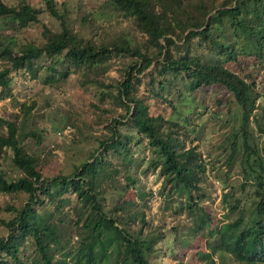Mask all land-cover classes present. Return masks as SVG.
<instances>
[{
    "label": "trees",
    "instance_id": "trees-1",
    "mask_svg": "<svg viewBox=\"0 0 264 264\" xmlns=\"http://www.w3.org/2000/svg\"><path fill=\"white\" fill-rule=\"evenodd\" d=\"M105 2L130 23L101 27L94 38L74 30L65 3L43 0L34 7L0 0V21L12 30L0 32L1 100L13 95V72L38 79L44 71L52 81L84 71L81 85L96 87L99 103L92 108L106 131L69 174L50 177L47 161L24 144L28 136L39 138L26 126L35 105H22L20 125L0 117V158H10L17 173L12 177L0 165V194L25 197L18 206L7 205L10 216L0 218L7 231L0 237V264H157L169 236L129 199L143 195L139 174L157 171L163 177L159 195L180 198L172 201L176 213L192 222L175 230L173 241L182 250L195 246L192 256L201 264H264V145L252 130L257 125L264 134V0ZM44 13L60 28L46 25ZM39 26L40 36H31ZM117 61L120 79H101ZM206 97L217 119L226 113L240 122L221 146L228 171L215 177L226 220L208 205L216 186L198 148L189 147L196 141L190 117L179 119V106L190 110ZM161 106L172 112L166 115ZM142 148L151 150V158L141 156ZM238 164L243 178L234 185L228 174ZM68 193L77 196L75 218H55L48 206H72L71 198L55 201ZM67 238L76 240L73 250L58 256Z\"/></svg>",
    "mask_w": 264,
    "mask_h": 264
},
{
    "label": "rangeland",
    "instance_id": "rangeland-1",
    "mask_svg": "<svg viewBox=\"0 0 264 264\" xmlns=\"http://www.w3.org/2000/svg\"><path fill=\"white\" fill-rule=\"evenodd\" d=\"M19 1L21 0H4V2L11 5L17 4ZM25 1L34 7H38L43 0ZM55 1L58 4H66L68 19L72 23L74 30L82 31L90 37L96 38L101 27L118 25V23H121L119 27H122L130 23L129 19L113 12L106 5L105 0ZM42 20L54 30L60 28L58 22L48 13L43 14ZM82 20L87 21L83 23ZM41 30L40 26L35 27L31 32V36L35 38L39 37ZM5 31L8 34H12V30L8 29L0 21V32ZM3 66L4 64L0 63V72L3 70ZM120 67L121 65L117 61L109 72L101 76V79L106 82H109L112 78L120 79ZM83 74L84 71H74L66 79L56 75L55 77L53 76L54 80L49 81L50 77L47 78L44 71L39 73L38 79H32L24 71L13 72L11 75L14 79L12 97L7 100H1L0 97V117L9 121H15L18 125H20L23 118L22 105H35L26 126L27 132L36 130L40 133L39 138L28 136L24 144L30 153L41 155L47 161V176L56 177L61 172L69 174L73 170L74 164L79 165L98 147L99 142L97 138H102L106 134L104 126L96 124L98 113L92 108V104L99 103V98L95 95L97 89L91 85H81ZM106 106L108 107V105ZM161 108V112L163 113L164 108L167 109L166 115L172 112L171 108L166 106H161ZM179 109L183 114L179 117L180 120L190 117L188 126L189 131H192L190 138L196 141L193 145L189 144V147L196 146L198 148L203 162L205 161V175L208 181L216 186V191L213 194L214 200L208 203V205L211 206L210 209L215 212L220 220H226L227 211L225 205L222 203V189L215 177L223 176L219 174L220 171H228L226 165L228 153L221 152V146L226 142L232 126L238 129L240 122L238 120L233 121L232 115L227 116L226 113L223 117L217 119L214 113V106L208 97L203 102L197 101V103H193L190 106V110H187L184 105L179 106ZM237 111L234 112L233 116L239 119ZM225 119L231 120L228 126L224 125ZM260 121L264 126V118ZM193 130H196V132H193ZM252 130L258 142L264 145V134L260 132V128L255 125ZM145 145L146 142H144ZM262 152L264 155V151ZM141 156L146 157L148 160L151 158L152 152L150 149L142 148ZM147 160L143 164L145 167L147 166ZM214 164L217 169H213L212 165ZM0 165L10 176L15 177L17 175L10 158H0ZM240 172L241 168L238 164L228 174L230 182L234 185H240L242 182L243 177ZM139 175V186L143 195L139 196V193H134L129 199L136 209L146 214L149 222L153 223L154 226H160L167 236H169L170 247L164 246L161 243L160 247L163 251L155 257L154 262L157 264H201L195 261L196 258L192 256V252L197 250L195 246L182 250L184 247L178 241H173L175 238L174 234H176L175 230L179 234L182 226L189 222L192 223L187 218L186 213L182 215L176 213L177 209L172 204V201L179 200L180 198L175 197L169 200L165 196L159 195L158 192L162 188L163 177L160 176L158 171L151 172L148 175L141 173ZM122 181L125 182L124 179ZM149 193H152V195ZM69 198H71L74 204L72 206L68 204L62 206L59 211L55 209V205L48 206L49 211L53 213L55 218H61L66 215L75 218L74 208L78 205L75 194H64L61 197L55 198V201L63 200L65 202ZM109 200L110 197L107 196L106 201ZM24 201L25 197L23 195L16 197L0 194V218H8L10 216L4 210L7 205L13 204L18 206ZM6 235V229L0 225V237ZM63 244L65 250L58 253V256H64L68 252H72L71 250H73L72 247L76 244V240L69 241L67 238ZM171 249H174L175 253H172ZM216 260L218 262L217 257Z\"/></svg>",
    "mask_w": 264,
    "mask_h": 264
}]
</instances>
